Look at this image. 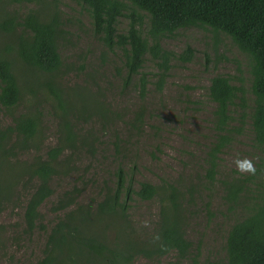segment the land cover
Here are the masks:
<instances>
[{
    "label": "trees",
    "instance_id": "16d2710c",
    "mask_svg": "<svg viewBox=\"0 0 264 264\" xmlns=\"http://www.w3.org/2000/svg\"><path fill=\"white\" fill-rule=\"evenodd\" d=\"M73 1L86 10L93 33L102 44L110 51L122 52L124 86L133 82V75H139L134 83L140 96L150 82L140 72L147 58L157 65L153 85L157 90L164 85L174 54L161 46L163 38L189 27L210 31L215 43L218 36H227L247 57L250 80L246 92L243 83H234L230 75L210 78L206 94L213 103L210 124L214 139L207 150L205 173L210 179L214 177L219 154L239 135H245L251 147L264 156V0ZM120 17L128 20L123 31L118 29ZM1 34L7 40L0 43V109L10 122L0 124V195L11 196L15 185L20 184V190L30 187L23 214L25 230L30 233L39 218V206L52 195L51 179L67 168L69 156L94 152L93 138L78 136L74 131L73 120L69 119L72 111L90 118L102 114L105 107L98 102L90 107L81 93L78 97L82 101L72 107L59 87L63 60L58 41L65 37V31L55 11L44 16L31 10L19 18L0 9ZM192 54L193 50L186 46L177 58L188 62ZM25 89L32 99L47 91L56 102L54 108L59 110L60 137L44 151L45 156L39 147L43 132L40 112L29 108L13 113L17 104L25 100ZM142 114L138 109L133 120L139 122ZM29 151L33 152L31 161L16 160L18 153ZM254 168V173L223 182L228 208L240 213L227 231L225 264H264V157ZM132 183L131 174L117 166L112 185L96 202L95 209L90 204L77 203L80 189L64 191L52 207L63 215L50 226L37 264H133L138 257L156 259L171 250L184 255L191 243L183 233L175 187L161 188L162 200L168 203L160 206L157 226L144 233L129 224L130 201L134 196L150 200L160 192L147 181L139 182L137 188ZM112 229L116 237L110 241L106 232Z\"/></svg>",
    "mask_w": 264,
    "mask_h": 264
},
{
    "label": "rangeland",
    "instance_id": "374dc122",
    "mask_svg": "<svg viewBox=\"0 0 264 264\" xmlns=\"http://www.w3.org/2000/svg\"><path fill=\"white\" fill-rule=\"evenodd\" d=\"M0 9L19 18L31 10L44 16L55 11L65 31V37L58 41L63 60L59 87L72 107L80 104L81 96L90 107L96 102L105 107L102 114L90 118L72 111L69 119L73 120L74 131L78 136L93 138L94 152L81 151L72 158L69 156L67 168L51 179L52 195L39 206V218L30 233L23 224L30 187L20 190V184L15 185L14 194L0 195V264H37L50 226L63 215L52 209L57 199L64 191L76 187L80 189L77 203L90 204L95 209L96 202L112 185L117 166L131 174L134 188L139 182L147 181L160 192L150 200L134 196L130 201L129 224L135 231L149 233L157 226L160 206L168 203L162 200L161 188L169 189L171 185L179 196L184 236L191 243L182 256L177 250H171L156 259L138 257L133 264H225L227 231L240 213L228 208L223 182L249 173L238 170L237 159L241 162L247 159L255 167L264 156L251 147L245 135H239L219 154L217 171L212 179L208 178L207 150L214 131L210 124L213 103L206 92L210 78L216 74L230 75L234 83L242 82L248 92L247 57L227 36H218L215 43V36L208 30L181 29L161 41V46L174 54L162 89L157 90L153 85L157 65L147 58L140 72L150 82L146 93L140 96L134 83L139 75H133L130 79L133 82L124 86L122 52L110 51L102 44L93 33L88 13L75 1L0 0ZM127 21L126 17H120L119 31L124 30ZM6 40L1 34L0 43ZM186 46L193 54L190 61L183 62L177 56ZM47 93L39 92L32 99L25 89V100L13 111L17 114L30 108L32 112H40L42 156L60 137V120L56 114L59 110L54 108L56 102ZM78 93L82 95L78 97ZM138 109L143 114L136 122L133 117ZM9 122L10 117L0 109V124ZM32 155V151L18 153L16 160L29 162ZM17 197L19 200L15 203L13 200ZM106 235L110 241L114 240L116 231L108 230Z\"/></svg>",
    "mask_w": 264,
    "mask_h": 264
},
{
    "label": "clouds",
    "instance_id": "9594fccd",
    "mask_svg": "<svg viewBox=\"0 0 264 264\" xmlns=\"http://www.w3.org/2000/svg\"><path fill=\"white\" fill-rule=\"evenodd\" d=\"M235 163H236L238 170H240V171H247L249 173L255 172V168L247 159H245L243 162H241L239 159H237L235 161Z\"/></svg>",
    "mask_w": 264,
    "mask_h": 264
}]
</instances>
